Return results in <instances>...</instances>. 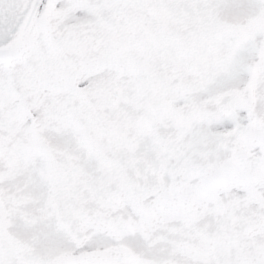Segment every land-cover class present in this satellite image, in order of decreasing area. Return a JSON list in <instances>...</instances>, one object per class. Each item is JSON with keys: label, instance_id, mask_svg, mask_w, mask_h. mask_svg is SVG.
I'll use <instances>...</instances> for the list:
<instances>
[{"label": "snow or ice", "instance_id": "obj_1", "mask_svg": "<svg viewBox=\"0 0 264 264\" xmlns=\"http://www.w3.org/2000/svg\"><path fill=\"white\" fill-rule=\"evenodd\" d=\"M0 264H264V0H0Z\"/></svg>", "mask_w": 264, "mask_h": 264}]
</instances>
